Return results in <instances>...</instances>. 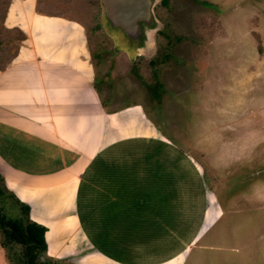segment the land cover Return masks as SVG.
I'll list each match as a JSON object with an SVG mask.
<instances>
[{
	"label": "crops",
	"instance_id": "1",
	"mask_svg": "<svg viewBox=\"0 0 264 264\" xmlns=\"http://www.w3.org/2000/svg\"><path fill=\"white\" fill-rule=\"evenodd\" d=\"M1 1L0 173L46 226L53 263L185 264L223 215L191 155L196 142L178 144L180 132L165 133L143 102L100 96L85 25L69 5ZM34 22H49L62 39L37 36ZM12 30L22 38L10 42ZM53 204L62 209L55 231L44 209ZM107 240L113 250L100 245Z\"/></svg>",
	"mask_w": 264,
	"mask_h": 264
},
{
	"label": "rangeland",
	"instance_id": "2",
	"mask_svg": "<svg viewBox=\"0 0 264 264\" xmlns=\"http://www.w3.org/2000/svg\"><path fill=\"white\" fill-rule=\"evenodd\" d=\"M61 1L85 25L100 96L113 105L143 102L165 133L180 132L178 144L189 149L196 142L191 155L223 215L202 238L204 248L192 250L185 264H264V0H207L215 7L197 0H145L148 10L133 9L127 19L107 12L105 0ZM35 23L37 36L62 39L49 22ZM12 31L10 42L22 38ZM9 44L4 57L11 55ZM0 184L14 194L3 175ZM13 198L4 203L7 214L18 212ZM44 209L55 231L62 209ZM100 245L113 250L108 240ZM6 253L0 244V264H11ZM43 257L54 262L47 251Z\"/></svg>",
	"mask_w": 264,
	"mask_h": 264
},
{
	"label": "trees",
	"instance_id": "3",
	"mask_svg": "<svg viewBox=\"0 0 264 264\" xmlns=\"http://www.w3.org/2000/svg\"><path fill=\"white\" fill-rule=\"evenodd\" d=\"M166 2L167 0H161ZM198 2L215 7L213 2L207 0H197ZM1 178V173H0ZM14 197L13 205L17 206L18 212L7 214L6 201ZM0 231L2 237L0 244L7 248L6 256L11 264H53V262L43 257L47 249L45 239L46 226L29 217L30 206L20 201L13 193H7L0 184Z\"/></svg>",
	"mask_w": 264,
	"mask_h": 264
},
{
	"label": "water",
	"instance_id": "4",
	"mask_svg": "<svg viewBox=\"0 0 264 264\" xmlns=\"http://www.w3.org/2000/svg\"><path fill=\"white\" fill-rule=\"evenodd\" d=\"M120 1L121 0H109L106 7L107 12H112V14L116 16L127 19L128 13H132L133 9H137L138 11L143 12H146V10H148L147 2L145 0L139 3L140 5H142V7L140 8L136 6V0H124L123 2Z\"/></svg>",
	"mask_w": 264,
	"mask_h": 264
}]
</instances>
